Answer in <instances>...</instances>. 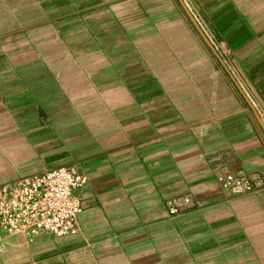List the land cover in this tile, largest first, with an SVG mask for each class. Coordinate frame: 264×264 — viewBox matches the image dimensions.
Instances as JSON below:
<instances>
[{
  "label": "crops",
  "instance_id": "1",
  "mask_svg": "<svg viewBox=\"0 0 264 264\" xmlns=\"http://www.w3.org/2000/svg\"><path fill=\"white\" fill-rule=\"evenodd\" d=\"M70 165L78 234L0 264H264V0H0V185Z\"/></svg>",
  "mask_w": 264,
  "mask_h": 264
},
{
  "label": "built area",
  "instance_id": "2",
  "mask_svg": "<svg viewBox=\"0 0 264 264\" xmlns=\"http://www.w3.org/2000/svg\"><path fill=\"white\" fill-rule=\"evenodd\" d=\"M218 182L233 195L258 193L261 184L246 175L225 173ZM89 183L78 165L52 168L0 185V241L12 235L30 240L40 236L53 239L79 232L82 198L78 193ZM194 205L189 196L170 202V215L179 216L182 206Z\"/></svg>",
  "mask_w": 264,
  "mask_h": 264
},
{
  "label": "water",
  "instance_id": "3",
  "mask_svg": "<svg viewBox=\"0 0 264 264\" xmlns=\"http://www.w3.org/2000/svg\"><path fill=\"white\" fill-rule=\"evenodd\" d=\"M187 10V9H186ZM190 15V17H191V19H192V21L194 22V24L198 27V25H197V23H196V21L193 19V17L191 16V14H189ZM199 28V27H198Z\"/></svg>",
  "mask_w": 264,
  "mask_h": 264
}]
</instances>
